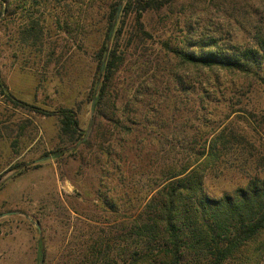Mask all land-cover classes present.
<instances>
[{
    "label": "rangeland",
    "instance_id": "obj_1",
    "mask_svg": "<svg viewBox=\"0 0 264 264\" xmlns=\"http://www.w3.org/2000/svg\"><path fill=\"white\" fill-rule=\"evenodd\" d=\"M10 1V8L16 6ZM108 1L35 5V17L44 12L35 47L18 42L16 31L23 22L18 13L0 14V74L8 90L15 99L45 110L72 108L85 134L81 141L91 134L95 99L90 90ZM135 17L131 12L122 18V30L132 39L114 77L116 115L129 120L125 129L102 127L107 134L101 149L92 137V145L74 143L54 156L65 144L57 117L14 104L0 93V264H40L41 250L42 264L77 263L85 244L113 235L119 216L131 213L160 183L161 167L179 165L189 155L182 146L193 137L200 139L195 145L202 144L227 127L237 137L231 140L234 148L253 145L254 157L263 155L259 81L183 62L175 50L198 51L190 45L209 37L218 45L264 46V0H169L140 16L144 35ZM239 150L226 158L227 178L205 180L210 192L244 184L238 166L245 152ZM105 198L115 207H106Z\"/></svg>",
    "mask_w": 264,
    "mask_h": 264
},
{
    "label": "trees",
    "instance_id": "obj_2",
    "mask_svg": "<svg viewBox=\"0 0 264 264\" xmlns=\"http://www.w3.org/2000/svg\"><path fill=\"white\" fill-rule=\"evenodd\" d=\"M1 1L5 5L0 3V14L18 13L17 17L23 19L16 31L18 42L35 47L42 38L39 16L44 15L41 10L35 17V5L42 2L44 9L46 5L53 6L52 0H14L17 4L13 8H10V0ZM168 1L110 0L105 3L108 10L106 29L97 51V72L90 90L91 98L95 99L91 134L83 141L85 134L72 108L59 106L45 110L19 101L10 93L0 74V93L8 101L57 117L58 135L65 144L53 153L54 156L70 151L68 147L74 143L92 145V137L94 144L101 149L107 134L102 127L106 125L107 129L113 124L126 128L128 117L116 115L118 90L114 81L115 74L127 59V47L132 39L127 36L129 32L122 30V18L135 12L138 31L144 35L140 16L149 9H159ZM190 46H197L198 51L175 50L183 62L201 68L237 71L256 78L264 89V46L218 45L214 37L200 39ZM236 138L232 131L223 127L214 131L207 142L195 145L200 139L193 137L183 144V151L189 150V155L179 165L170 163L159 169L160 183L148 189L142 203L132 206L131 213L119 216L121 219L111 230L113 235H102L85 244L77 263L72 259L62 264H262L264 151L262 156L254 157L256 154L252 151L257 150L253 145L234 148L231 140ZM239 148V153L245 152L238 166L244 184L236 183L218 194L210 192L205 180L227 178L229 166L226 158ZM243 172L247 174L243 175ZM103 204L108 208L115 207L112 199H103ZM38 259L40 264L45 260L42 250L38 252Z\"/></svg>",
    "mask_w": 264,
    "mask_h": 264
}]
</instances>
